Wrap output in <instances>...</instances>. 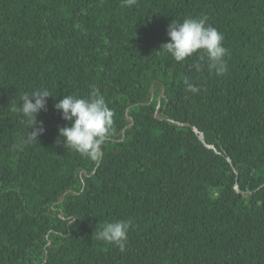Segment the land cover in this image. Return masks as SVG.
<instances>
[{
	"label": "trees",
	"instance_id": "16d2710c",
	"mask_svg": "<svg viewBox=\"0 0 264 264\" xmlns=\"http://www.w3.org/2000/svg\"><path fill=\"white\" fill-rule=\"evenodd\" d=\"M201 16L229 50L223 76L157 52L170 21ZM93 87L113 112L96 160L64 147L54 110ZM38 88L44 133L13 150L10 104ZM116 220L123 253L95 238ZM0 264H264V0H0Z\"/></svg>",
	"mask_w": 264,
	"mask_h": 264
},
{
	"label": "clouds",
	"instance_id": "9594fccd",
	"mask_svg": "<svg viewBox=\"0 0 264 264\" xmlns=\"http://www.w3.org/2000/svg\"><path fill=\"white\" fill-rule=\"evenodd\" d=\"M136 2L137 0H121V5L132 7ZM206 21V16L185 18L180 22L170 21L166 29L168 42L161 45L157 52L163 51L176 62H183L199 53L201 60L206 57V66L210 72L217 76L225 75L228 70L226 57L229 50L223 46V35L216 28L207 26ZM193 67L200 71L202 65L194 63ZM184 84L186 90L193 94L200 90L187 79ZM50 96L47 89L38 88L22 96L19 105L16 102L10 104V111L23 117L26 128V132L12 145L13 150L22 151L29 144H38L44 128L43 122L37 121V115L46 110L47 98ZM54 110L70 125L58 129V137L63 139L64 147L96 160L101 145L110 138L113 130V112L100 90L93 87L88 98L67 94L54 104ZM130 227L131 221L106 222L95 233V238L114 244L123 253Z\"/></svg>",
	"mask_w": 264,
	"mask_h": 264
},
{
	"label": "water",
	"instance_id": "95a60500",
	"mask_svg": "<svg viewBox=\"0 0 264 264\" xmlns=\"http://www.w3.org/2000/svg\"><path fill=\"white\" fill-rule=\"evenodd\" d=\"M155 85H157V86H159L160 88H161V93H160V95H159V98L162 96V94H163V85L160 83V82H158V81H155L152 85H151V87H150V95H151V99L153 98V87L155 86ZM158 98V99H159ZM159 105V104H158ZM157 105V106H158ZM129 110H130V108H128L127 110H126V113H125V120L127 121V122H129V124L124 128V129H122L121 131H120V134H121V140H123L124 139V132H125V130H127V129H130L132 126H133V120H132V118L131 117H129L128 116V112H129ZM154 116L157 118V119H163V118H161V116L157 113V112H155V114H154ZM175 125H177V126H180V127H182V126H185V127H189V128H191L192 129V131L197 135V137H198V139L204 144V146H206L207 148H214L212 145H208V144H206L205 142H204V137H203V134L202 133H200L195 127H192L191 125H189V124H183V123H178V122H173ZM100 153H101V150H100ZM227 161L229 162L230 160L229 159H227ZM84 175H85V172L83 171L82 172ZM234 190H235V192H239V190H238V187H237V184H235L234 185ZM70 192V191H69ZM246 194V192H243V195H245ZM63 200V196L62 197H60V200H59V202H61ZM60 216L62 217V214H60ZM49 247H50V245H48Z\"/></svg>",
	"mask_w": 264,
	"mask_h": 264
}]
</instances>
